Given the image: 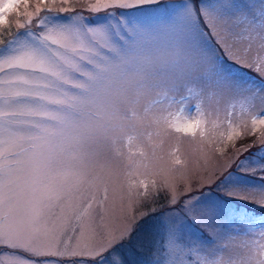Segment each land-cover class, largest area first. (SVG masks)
Listing matches in <instances>:
<instances>
[{"label":"snow or ice","instance_id":"6c2138e0","mask_svg":"<svg viewBox=\"0 0 264 264\" xmlns=\"http://www.w3.org/2000/svg\"><path fill=\"white\" fill-rule=\"evenodd\" d=\"M82 2L0 0V247L11 250L0 255V264H30L20 253L89 256L96 264L113 255L114 245L130 235V226L119 234L109 231L100 242L90 237L81 245L78 240L74 249L63 239L68 230L79 237L94 231L91 214L83 218L101 185L103 200H108L100 175L107 166L91 145L115 143L124 124L137 119L134 109L131 114L125 110L129 105L147 101L139 119L172 126L171 112L166 116L155 111L165 102L170 108L236 91L239 85L230 70L206 48L207 35L216 38L235 64L264 75V55L245 59L254 49L264 53V0L259 6L254 0H176L163 9L162 0H91L86 2L89 15L73 6ZM144 10L147 15L123 14ZM13 13L24 18L15 21L23 31L6 38ZM257 87L264 91V83ZM185 89L188 95H178ZM153 95L159 99H149ZM195 107L199 113L200 105ZM175 119L182 126L174 130L193 137L202 122L192 116ZM251 123L254 133L257 124L264 126V116H252ZM243 177L259 183H241ZM140 183L144 192L135 197L147 200L152 195L149 185ZM163 187L176 203V187ZM217 187L230 200L257 210L224 213L225 223L216 226L227 229L229 239L254 237L239 245L247 251H233L228 244L212 247L217 244L214 237L206 247L187 243L177 221L160 219L152 226L163 230L166 243L156 264H264V139ZM252 190L256 195L247 194ZM85 199L86 208L80 209L77 202ZM182 208L195 222L202 205L188 197ZM163 215L153 213L144 222Z\"/></svg>","mask_w":264,"mask_h":264},{"label":"rangeland","instance_id":"374dc122","mask_svg":"<svg viewBox=\"0 0 264 264\" xmlns=\"http://www.w3.org/2000/svg\"><path fill=\"white\" fill-rule=\"evenodd\" d=\"M86 2L91 0H83L82 3L73 6L78 12L89 15L86 11ZM175 2L176 0H162L160 8L170 7ZM237 2L247 3L249 0H237ZM254 2L259 6V0ZM20 11L22 12L23 9L21 8ZM123 14L141 16L147 15L148 12L144 10ZM17 19L23 21L24 18L17 17L15 13L10 15L11 32L6 34V38L23 31L15 27ZM205 46L210 52L214 50L215 58L223 61L224 67L230 70L239 88L233 92H225L222 96L205 95L201 99L193 98L183 105H172L170 108L166 102L158 106L155 109L157 112L163 110L166 116L171 112L169 119L172 120V126L163 122L155 124L150 119H139L143 116L147 101H141L136 106L129 105L125 110L131 114L134 109L137 112V119L129 120L124 124L123 130L116 136L115 143L91 145L90 150L98 152L100 162L107 166L100 175L107 183L108 200H103V185L99 191L92 193L96 196V202L91 209H87L83 219L86 220L88 214H91L94 231H86L84 237H79L78 234L68 230L63 239L70 241L68 243L70 249L76 248L78 240L81 245L90 237L100 242L105 239L109 231L119 234L126 226H130V235L119 241L118 246L114 245L116 251L112 256H107L104 264H113L114 260L119 261L120 264H156V261L162 258V245L166 243V239L162 234L163 230L152 225L160 219H168L175 220L182 226L183 238L187 243L206 247L211 244L214 237L217 244L212 247L228 244L233 251H247L239 248V245L253 240L254 237L235 236L229 239L224 235L227 229L216 226L225 223L222 218L224 213L237 208H247L253 214L257 210L251 204L230 200L217 184L229 172L236 171L241 161L261 147L264 126L257 124L253 133L251 118L264 116V91H260L257 87L264 83V75L254 68L242 67L228 59L212 35L205 37ZM257 55L264 53H257L254 49L245 59L251 60ZM244 69L253 78L243 73ZM191 87L193 92H199L198 86L191 85ZM178 95H188L187 89ZM149 99H159V97L153 95ZM197 104L200 105L199 113L195 107ZM178 115L182 118L192 116L201 119L202 122L194 137L174 130L175 125L182 126V123L175 119ZM242 121L247 123L246 128L240 126ZM141 181L149 185L148 191L152 194L145 203L135 197V193L144 192ZM240 182L259 183L258 180L247 177H243ZM165 184L176 187L178 192L176 203L171 202L170 192L163 187ZM247 194L256 195V190ZM88 195L89 193L86 192L85 196ZM188 197H192L194 203L202 205L195 222L188 219L182 208V202ZM77 203L80 209H85L88 200ZM170 209L174 211H169ZM153 213L164 215L145 223L146 218ZM74 223V220L70 221L68 227L71 228ZM134 230L136 231L132 236ZM239 230L243 231L242 226H239ZM10 251L0 247V255ZM20 255L30 264H96L91 257L81 255L41 257L26 253ZM217 258L219 259V256Z\"/></svg>","mask_w":264,"mask_h":264},{"label":"trees","instance_id":"16d2710c","mask_svg":"<svg viewBox=\"0 0 264 264\" xmlns=\"http://www.w3.org/2000/svg\"><path fill=\"white\" fill-rule=\"evenodd\" d=\"M243 73H245L248 77L253 78L251 75H249V74L246 72L245 69L243 70ZM254 78L257 79V80L259 79V78H257V77H254ZM142 202L145 203L146 201L142 199ZM155 202H157V199H156ZM155 202H154V203H155ZM159 203H161V202H159ZM145 210H147V209H145ZM135 231H136V230H134V231L132 232V233H133L132 236L135 234Z\"/></svg>","mask_w":264,"mask_h":264}]
</instances>
